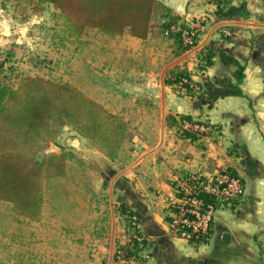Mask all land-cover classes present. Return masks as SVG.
<instances>
[{"label":"crops","instance_id":"0c3cea01","mask_svg":"<svg viewBox=\"0 0 264 264\" xmlns=\"http://www.w3.org/2000/svg\"><path fill=\"white\" fill-rule=\"evenodd\" d=\"M158 1L199 31L194 46L184 51L161 35L158 24H151L144 38L123 33L116 44L121 54L108 63L132 65V77L122 83L121 93L133 95L128 104L132 106L101 108L135 110L136 117L122 127L150 131L149 137L134 134L126 148L122 138L116 149L103 152L111 163L128 157L127 152L131 158L119 173L125 176L130 168L133 180L117 185L121 196L116 200H125L123 207L129 203L127 209H132L146 235V264H264V0H226L220 6L204 0ZM209 48L215 54L206 66L203 56ZM176 72L187 74L197 88L190 92L169 83ZM186 123L210 130L185 128ZM223 168L240 179L243 195L228 204L229 209H216L203 241L194 244L173 236L168 230L171 211L159 194L171 190L174 175H209ZM109 174L117 172L110 169ZM41 195L40 215L33 222L40 230L23 239L35 235L39 259L47 241L60 249L63 240L70 241L68 250L56 253L69 255L70 264L79 260L94 264L96 247L91 246L92 239L88 244L80 221L74 219L78 225L64 229L57 206L52 211L48 193L43 190ZM48 225L53 226V235L47 234ZM118 236L112 225L108 248L101 246L97 254L106 253L107 264H130L126 256L124 261L117 259L116 252L122 248L114 254L116 243L121 242ZM84 241L87 246H81ZM24 254L36 255L30 249Z\"/></svg>","mask_w":264,"mask_h":264},{"label":"rangeland","instance_id":"374dc122","mask_svg":"<svg viewBox=\"0 0 264 264\" xmlns=\"http://www.w3.org/2000/svg\"><path fill=\"white\" fill-rule=\"evenodd\" d=\"M151 24L159 26V20H151ZM122 34L108 36L95 28L74 30L66 23L61 11L46 1L0 0V82L14 89L21 79L41 78L67 86L103 108L128 105L133 95L121 93L124 90L122 83L132 77L129 72L132 65L108 63L121 54L116 44ZM105 112L112 117L109 132L116 134L118 141L123 138L122 147L128 146L127 140L130 141L134 134L150 136L147 127H116V123L124 125L136 117L138 112L135 110ZM80 113L85 114L84 110ZM96 141L82 136L72 126H62L46 151L63 155L64 173L44 178L41 194L43 190L48 193L47 200L53 206L52 211L57 206V217L64 220V229L78 225L74 219L80 221V230L85 228L83 231L88 236V244L92 239L91 246L96 247L92 256L94 264H107L106 253L97 254V250L101 246L108 248L112 225L121 240L116 243L114 254L122 248L128 258L146 264L149 255L147 246H142V240L138 239H146V235L132 209H127L129 203L123 207L125 200H116L117 196H121L117 185L133 180V172L128 166L125 176L119 173L130 162L129 153H126L128 157L113 159L111 163L103 157V147ZM108 148L116 149L115 143ZM110 169L117 174L110 175ZM121 206L126 209L122 210ZM221 206L229 209L225 204ZM47 214L50 215L49 212ZM52 215L55 213L52 212ZM33 222L20 214L12 203L0 199V264H70L72 258L69 255L56 253L57 249L64 252L72 245L65 240L61 249L47 241V245H43L44 255L39 259V242L34 239L35 235L23 239L28 233L40 230V226ZM46 232L53 235V226L48 225ZM81 246H87L86 241ZM26 249L36 255L25 256ZM132 254L138 256L133 257ZM77 257L80 259L81 256ZM79 264L85 263L79 260Z\"/></svg>","mask_w":264,"mask_h":264},{"label":"trees","instance_id":"16d2710c","mask_svg":"<svg viewBox=\"0 0 264 264\" xmlns=\"http://www.w3.org/2000/svg\"><path fill=\"white\" fill-rule=\"evenodd\" d=\"M40 1L55 5L74 30L95 28L108 36L127 32L144 38L151 20L156 19L164 38L173 41L176 49H187L180 33L169 31L179 17L158 0ZM166 29L167 34L164 33ZM214 54L215 51L209 48L203 56L204 65L212 64ZM183 78L191 82L187 74L176 72L169 83L192 92L194 89L188 83L181 82ZM83 110L84 115L80 113ZM111 119L99 105L67 86L41 78L21 79L14 89L0 82V199L12 203L27 219H38L42 202L41 181L64 173V157L61 153L47 152L49 143L62 126L68 125L82 136L97 139L103 152H111L113 150L108 146L118 143L116 134L109 132ZM117 126L122 127L119 123ZM141 243L147 246L145 238ZM131 256L137 257L136 254Z\"/></svg>","mask_w":264,"mask_h":264},{"label":"built area","instance_id":"2783aa9c","mask_svg":"<svg viewBox=\"0 0 264 264\" xmlns=\"http://www.w3.org/2000/svg\"><path fill=\"white\" fill-rule=\"evenodd\" d=\"M207 3L221 5L226 0H204ZM185 24L186 27H182ZM171 32H179L182 43L187 49L194 46L199 28L187 25L178 20L169 27ZM168 29L164 31L167 34ZM182 83H188L193 89L196 85L183 78ZM185 128L206 131L207 127L199 124L184 125ZM171 190L159 194V200L171 211L168 223L169 232L178 238L197 244L203 241L209 234L216 209L221 205H228L240 198L244 193L240 179L226 169H220L213 174L189 176L174 175ZM209 197L210 200L205 198ZM141 239L142 238H138ZM147 240V239H146ZM125 252H116L118 260H125ZM131 264H142L141 261L130 258Z\"/></svg>","mask_w":264,"mask_h":264},{"label":"water","instance_id":"95a60500","mask_svg":"<svg viewBox=\"0 0 264 264\" xmlns=\"http://www.w3.org/2000/svg\"><path fill=\"white\" fill-rule=\"evenodd\" d=\"M198 264H200V261L198 262Z\"/></svg>","mask_w":264,"mask_h":264},{"label":"bare ground","instance_id":"6f19581e","mask_svg":"<svg viewBox=\"0 0 264 264\" xmlns=\"http://www.w3.org/2000/svg\"><path fill=\"white\" fill-rule=\"evenodd\" d=\"M182 121V120H181Z\"/></svg>","mask_w":264,"mask_h":264}]
</instances>
